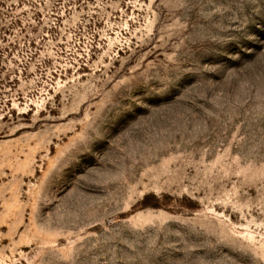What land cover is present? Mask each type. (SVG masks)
<instances>
[{"label": "rangeland", "instance_id": "374dc122", "mask_svg": "<svg viewBox=\"0 0 264 264\" xmlns=\"http://www.w3.org/2000/svg\"><path fill=\"white\" fill-rule=\"evenodd\" d=\"M0 264H264V0H0Z\"/></svg>", "mask_w": 264, "mask_h": 264}, {"label": "trees", "instance_id": "16d2710c", "mask_svg": "<svg viewBox=\"0 0 264 264\" xmlns=\"http://www.w3.org/2000/svg\"><path fill=\"white\" fill-rule=\"evenodd\" d=\"M148 198H149V196L147 195V196H146V200H148ZM148 204H152V205H156V206H158V205H159V202H156V203H148V202L146 201V205H148Z\"/></svg>", "mask_w": 264, "mask_h": 264}]
</instances>
